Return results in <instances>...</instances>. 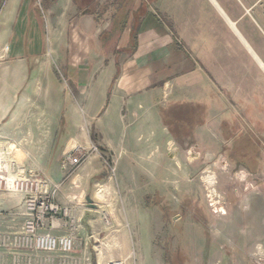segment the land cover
<instances>
[{"label":"rangeland","instance_id":"rangeland-1","mask_svg":"<svg viewBox=\"0 0 264 264\" xmlns=\"http://www.w3.org/2000/svg\"><path fill=\"white\" fill-rule=\"evenodd\" d=\"M138 1L75 0L66 6L100 22L103 38L92 34L90 41L98 42L93 57L103 56L106 63L112 53L136 48L134 25L123 46L120 37L130 27L123 23L124 5L128 9ZM43 8V0L19 8L18 22L34 16L42 22ZM39 27L33 33L31 24H16L8 42L0 33V51L48 53L52 43L44 25ZM169 43L163 66L151 51L142 58L158 87L152 104L166 123L149 157L136 152L142 136L133 137L123 154L117 153L119 146L111 150L83 109L82 122L62 121L63 132H86V139L65 153L58 182L52 183L46 170L10 177L16 175L11 167L0 169V264H92L93 257L96 264H264V103L253 122H242L254 132H221L223 122L206 121L204 106L188 102L170 81ZM3 54L0 63H23ZM128 112L126 106L120 109L119 119ZM70 156L78 160L70 163ZM46 238L56 245H46Z\"/></svg>","mask_w":264,"mask_h":264},{"label":"crops","instance_id":"crops-1","mask_svg":"<svg viewBox=\"0 0 264 264\" xmlns=\"http://www.w3.org/2000/svg\"><path fill=\"white\" fill-rule=\"evenodd\" d=\"M68 1L75 0H43L42 22L35 16L18 22L19 8H34V0H0L2 35L9 37L20 23L31 24L33 33L44 25L52 43L48 53L0 51V56L23 62L0 63V169L11 167L16 175L10 177L27 169L46 170L52 183L58 182L65 153L86 139V132H63L62 121L82 122L83 109L111 150L123 154L133 137L142 136L136 152L149 157L166 123L152 104L158 87L152 86L142 58L151 51L154 62L163 66L169 41L170 81L187 101L204 106L206 121L223 122L221 132H254L244 130L242 122H253L264 103V0H139L128 9L124 5L128 17L123 23L130 27L120 39L122 46L128 42L134 25L136 48L130 54L113 51L106 63L103 56L93 57L98 42L90 41L92 34L103 35L100 22L92 15H74ZM147 87L151 90L141 93ZM158 93L162 96V90ZM124 106L129 112L122 120L118 113Z\"/></svg>","mask_w":264,"mask_h":264},{"label":"built area","instance_id":"built-area-1","mask_svg":"<svg viewBox=\"0 0 264 264\" xmlns=\"http://www.w3.org/2000/svg\"><path fill=\"white\" fill-rule=\"evenodd\" d=\"M77 160H78V158H76V157H72V156L69 157L70 163L76 162ZM60 244H64V246L67 245L66 241L61 242ZM46 245H48V246H55L56 245V241L55 240H52V239L46 238Z\"/></svg>","mask_w":264,"mask_h":264},{"label":"trees","instance_id":"trees-1","mask_svg":"<svg viewBox=\"0 0 264 264\" xmlns=\"http://www.w3.org/2000/svg\"><path fill=\"white\" fill-rule=\"evenodd\" d=\"M133 41H136V36H133ZM92 264H96L95 257L92 258Z\"/></svg>","mask_w":264,"mask_h":264},{"label":"water","instance_id":"water-1","mask_svg":"<svg viewBox=\"0 0 264 264\" xmlns=\"http://www.w3.org/2000/svg\"><path fill=\"white\" fill-rule=\"evenodd\" d=\"M87 201H88V203H89L90 205H93V206H94V204H92V202H91V198H90L89 196H87Z\"/></svg>","mask_w":264,"mask_h":264}]
</instances>
